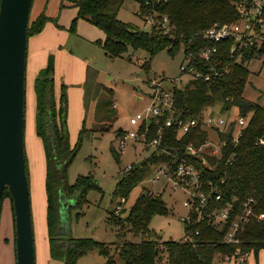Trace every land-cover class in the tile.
Segmentation results:
<instances>
[{"label": "trees", "instance_id": "obj_1", "mask_svg": "<svg viewBox=\"0 0 264 264\" xmlns=\"http://www.w3.org/2000/svg\"><path fill=\"white\" fill-rule=\"evenodd\" d=\"M139 1L144 3L145 0ZM73 2L79 8L78 18L85 19L103 30L106 38L98 44L112 58L123 56L130 48L146 50L151 57L164 49L174 54L182 48V39L196 35L215 22H228L237 18L231 0H169L159 7V10L167 13L176 25L175 35L172 36L160 30L145 31L138 25L122 21L119 12L125 0H73ZM50 20L44 12L35 20H30L28 38L42 32ZM224 55L225 52L220 56ZM262 55L264 47L258 53V56ZM144 67L149 68L150 62H145ZM54 70V60L50 58L47 66L35 79L36 134L42 140L47 166L50 256L62 264H77L80 256L98 248L107 257L105 264H115L109 245L92 237H74L67 232V219L62 218L60 190H63L65 198L75 199V203L69 205L67 209L69 211L71 207L85 199L89 187L95 185L89 176L79 177L73 185L66 182V169L74 158L82 136L85 135L86 127L84 125L79 141L71 148L66 130L67 85L63 84L61 97L57 101ZM228 70L225 72L222 66L221 74L209 81L191 80L182 88L175 87L174 96L184 118L201 116L204 111L219 104L222 113L232 114L236 109L234 113L237 117L247 119V124L236 144L232 135L237 120L231 123L229 134L218 133L224 142L220 157L205 153L202 157L189 158V162L202 170L206 179L223 188L224 198L219 202L214 201V204L222 206L228 201H233L235 209L231 218H235L244 209L243 202L248 198L253 199V209L256 212L264 211V106L258 102L259 100L251 101L244 97L250 75L247 66L233 63L228 65ZM107 90L112 96L113 89ZM119 133L118 130L117 134ZM209 136L210 132L199 123L179 137L172 129H167L163 144L181 154L184 147L189 144L200 147L209 140ZM115 152L118 158L119 153ZM202 158L212 169L205 167ZM161 160L154 152L147 160L132 164L131 169L118 181L114 195L127 200L132 189L148 175L151 166ZM26 164L30 178L27 154ZM7 195L12 200L10 190L5 188L1 197L0 214L2 201ZM167 212L168 207L161 194H153L143 189L124 218L115 215V211H112V217L123 219L135 233H145L152 229L150 222L155 214ZM192 228L200 230L195 243L172 238L159 240L143 237L140 241L124 239L116 246V252L123 258L125 264H223L220 260V262L215 260L218 251L232 255L250 251L258 255L260 249L264 248V223L256 215L244 223L239 233L241 237L239 242L225 243L223 241L225 230L214 228L204 220L193 224ZM201 240L207 243H200Z\"/></svg>", "mask_w": 264, "mask_h": 264}, {"label": "rangeland", "instance_id": "obj_2", "mask_svg": "<svg viewBox=\"0 0 264 264\" xmlns=\"http://www.w3.org/2000/svg\"><path fill=\"white\" fill-rule=\"evenodd\" d=\"M139 9V0H125L119 18L143 28L144 17ZM96 51L94 63L90 67L91 80L86 94L85 135L82 136L74 158L66 169L68 185H73L79 177L89 176L95 186L89 187L85 199L67 211L66 228L74 237H92L105 242L111 247L115 264H125L123 258L116 252V246L124 239L140 241L145 237L181 240L185 234L182 217L188 213L184 201L188 199L189 194L181 188H173L171 185L162 186L161 182L153 184L147 175L132 189L127 200L114 195L118 181L130 170L129 165L145 161L151 155V151L142 143L130 144L120 152L117 131L121 127L125 131L136 128L130 119L149 105L151 80L179 76L183 55L181 49L174 54L164 49L151 57L146 50L130 48L123 56L112 58L103 48ZM147 61L150 62L149 68L144 67ZM247 68L250 75L244 97L251 101H258L260 98L261 101L258 102L264 106V55L253 57ZM111 87L114 90L112 96L107 90ZM81 91L72 93L67 107L66 130L71 148L79 141L85 116L83 100L81 101V96L80 98L78 96L81 95ZM215 108L219 111L221 105L218 104ZM234 112L236 109L232 111L231 116L236 117ZM35 133V79L30 75L26 84V136ZM114 150L119 153L118 158ZM143 189L153 190V194H161L168 212L157 213L152 217L151 230L135 233L123 219L112 217V211H115V215L124 218ZM72 200L74 204L75 199ZM13 229V205L10 196L7 195L2 201L0 214V264H16ZM106 259L107 257L98 248H94L80 256L77 264H105ZM215 260L225 262L220 256ZM259 260L260 264H264V249L259 253ZM41 263L48 264L45 259H40L38 264ZM59 263L61 262L57 260H54V263L50 262V264Z\"/></svg>", "mask_w": 264, "mask_h": 264}, {"label": "built area", "instance_id": "obj_3", "mask_svg": "<svg viewBox=\"0 0 264 264\" xmlns=\"http://www.w3.org/2000/svg\"><path fill=\"white\" fill-rule=\"evenodd\" d=\"M167 1L169 0H145L144 3H140L139 11L145 22L143 30H160L164 34L175 35L176 25L171 17L159 10ZM231 4L236 10V19L215 22L196 35L181 40L183 60L179 66V76L151 80L149 105L130 119L136 128L132 131L122 130L118 134L120 152L130 144L142 143L151 154L156 152L162 159L158 164L151 166L148 173L151 183L161 182L162 186L171 185L189 194L188 199L184 201L188 213L182 217L185 225L182 239L193 243L196 242L200 230L193 229L192 225L203 220L214 228L225 230L223 235L225 243L240 241L239 233L251 216L256 215L264 223V211L256 212L251 198L243 202L242 212L231 218L235 209L233 201H228L222 206L214 204V201L219 202L224 198L223 188L206 179L202 170L189 162L191 156L202 157L205 153L220 157L224 142L218 133L229 134L231 123L237 120L232 135L236 144L247 124V119L241 116L233 117L230 113H222L215 108L204 111L201 116L184 118L174 96L175 87L182 88L191 80L209 81L221 74L222 66L225 72L229 71V64L239 63L247 66L264 47V0H231ZM224 52L225 55L220 56ZM199 123L210 132L209 140L200 147L189 144L180 154L163 144L167 129H172L179 137ZM131 166L129 165V169ZM150 193H153V190ZM200 243L207 241L201 240ZM250 253L245 251L239 255H232L218 251L215 259L220 256L221 260L225 261L223 264H248Z\"/></svg>", "mask_w": 264, "mask_h": 264}, {"label": "crops", "instance_id": "obj_4", "mask_svg": "<svg viewBox=\"0 0 264 264\" xmlns=\"http://www.w3.org/2000/svg\"><path fill=\"white\" fill-rule=\"evenodd\" d=\"M43 12L51 20L45 24L42 32L28 38L26 80L30 75L36 79L40 71L47 66L49 59L53 58L57 101L61 97L63 84L67 85L68 105L74 92L78 93L82 90L81 95L78 96L79 98L81 96L85 109L83 129L84 125L87 127L86 94L88 83L91 80L90 67L94 63L96 50L102 49L98 43L104 41L106 35L99 27L85 19L78 18L79 8L73 0H33L31 21ZM74 21L75 25L72 28ZM258 100L261 101L260 98ZM25 139L30 173L36 261L38 264L40 259H45L50 264V262L54 263V259L50 256L49 248L46 157L42 140L36 133L27 135ZM72 199V197L65 198L63 190H60V209L64 219H67V209L72 204ZM260 251L258 255L250 253L247 263L260 264Z\"/></svg>", "mask_w": 264, "mask_h": 264}, {"label": "water", "instance_id": "obj_5", "mask_svg": "<svg viewBox=\"0 0 264 264\" xmlns=\"http://www.w3.org/2000/svg\"><path fill=\"white\" fill-rule=\"evenodd\" d=\"M32 4L33 0H0V203L3 190L8 188L14 213L16 264H37L25 139ZM202 163L212 169L204 158Z\"/></svg>", "mask_w": 264, "mask_h": 264}]
</instances>
